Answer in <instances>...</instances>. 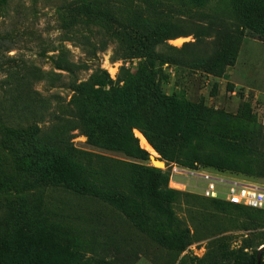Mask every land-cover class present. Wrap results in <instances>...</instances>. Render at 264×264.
Instances as JSON below:
<instances>
[{
    "label": "rangeland",
    "instance_id": "1",
    "mask_svg": "<svg viewBox=\"0 0 264 264\" xmlns=\"http://www.w3.org/2000/svg\"><path fill=\"white\" fill-rule=\"evenodd\" d=\"M104 13L154 33L163 97L143 110L131 100L100 109L107 130L95 144L71 131L78 149L120 162L100 167L105 185L18 178L9 166L18 142L0 130V264H209L217 237L225 250L250 256L264 244V211L204 198L197 174L264 187V0H0V42L9 49L1 59L14 58L22 73L49 72L31 88L61 108L60 123L71 120L63 107L74 101L71 84L97 63L116 85L142 59L131 42L110 36ZM216 27L239 33L224 45L234 50L225 61L216 59ZM56 56L87 68L54 69ZM152 158L164 163L157 198L144 171ZM225 256L222 264H238Z\"/></svg>",
    "mask_w": 264,
    "mask_h": 264
},
{
    "label": "trees",
    "instance_id": "2",
    "mask_svg": "<svg viewBox=\"0 0 264 264\" xmlns=\"http://www.w3.org/2000/svg\"><path fill=\"white\" fill-rule=\"evenodd\" d=\"M101 17L112 25L111 37L128 40L134 45V49H139L143 53V56L134 68L127 69L128 73L120 80L123 81L122 84L114 85L111 80L106 82L104 80L106 72L100 68L98 63L92 68L93 71L87 79L75 85L71 84V89L75 93L74 101L81 105L80 109L77 108L78 111L74 106L69 107L73 105V100L63 106L71 120H64L60 123L62 119L58 110L61 108L57 104L53 106L48 97H42L39 92L31 88L34 80L43 79L49 72L35 69L32 73H22L23 68L14 58L4 56V59H1L2 56H0V60H4L0 61V69H3V76L0 77V130L18 142L19 152L10 151L12 161L9 165L12 166L13 173L18 178L28 182L42 183L43 180L36 181V179L46 177L47 180L72 188L76 177L82 176L88 182L105 185L107 177L104 170H99L100 167L120 162L103 153L84 152L78 149L72 141L74 136L71 131L77 129L87 137L88 141L95 144L99 141L98 133L107 130L106 116L104 113L101 116L98 115L100 109H104L110 103L120 104L125 100H131L134 101L137 109L143 110L150 107L145 105L146 102L163 97L154 81L155 63L161 57L158 52L153 51L154 33L149 34L135 27L125 26L116 16H111L109 13H104ZM221 31H223L222 34ZM213 32L216 45H218L215 51L219 52L216 59L223 58L221 61L230 59L234 50L229 45L227 48L224 45L227 42L234 44L239 34L238 30H235V27L233 30H220L216 27ZM6 43L3 40L0 42V52L9 51ZM92 58H95V55ZM216 66L217 64L214 65ZM78 67L87 68V65L80 66L70 59H59V56H56L53 61L54 69L71 74L73 69ZM105 86L108 88L105 89ZM81 107L89 112L88 116L83 114ZM130 128L131 126H128L129 130ZM148 139L150 140L149 137ZM259 148L264 149V138L259 143ZM0 150L3 153L6 150L2 140H0ZM137 151L139 154H146L139 148ZM144 171L148 176V195L157 198L164 175L159 168L152 166L145 168ZM221 201L235 208L264 211ZM215 241H218L216 255L210 257L209 264H222L226 253L238 264H255L258 249L246 257L241 253L225 250L223 238L217 237ZM263 256L264 249L261 258ZM36 264L45 263L39 261Z\"/></svg>",
    "mask_w": 264,
    "mask_h": 264
},
{
    "label": "built area",
    "instance_id": "3",
    "mask_svg": "<svg viewBox=\"0 0 264 264\" xmlns=\"http://www.w3.org/2000/svg\"><path fill=\"white\" fill-rule=\"evenodd\" d=\"M173 172H177L175 168ZM197 178L201 182V186H198L199 194L205 198L220 199L231 204L264 210V187L239 180H224L205 172L197 174ZM260 264H264V256Z\"/></svg>",
    "mask_w": 264,
    "mask_h": 264
},
{
    "label": "water",
    "instance_id": "4",
    "mask_svg": "<svg viewBox=\"0 0 264 264\" xmlns=\"http://www.w3.org/2000/svg\"><path fill=\"white\" fill-rule=\"evenodd\" d=\"M151 163L154 165V167L156 168H159L157 167V165H163V161L161 160H158V159H155V158H152L151 159ZM264 249V244L261 245L258 250H257V253H256V261H255V264H260V261H261V255H262V251Z\"/></svg>",
    "mask_w": 264,
    "mask_h": 264
},
{
    "label": "bare ground",
    "instance_id": "5",
    "mask_svg": "<svg viewBox=\"0 0 264 264\" xmlns=\"http://www.w3.org/2000/svg\"><path fill=\"white\" fill-rule=\"evenodd\" d=\"M141 144L144 148H146L147 150H149L150 152H152V149L150 148V146L142 139Z\"/></svg>",
    "mask_w": 264,
    "mask_h": 264
}]
</instances>
